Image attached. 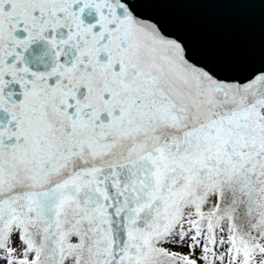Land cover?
Returning a JSON list of instances; mask_svg holds the SVG:
<instances>
[{
    "label": "snow or ice",
    "instance_id": "1",
    "mask_svg": "<svg viewBox=\"0 0 264 264\" xmlns=\"http://www.w3.org/2000/svg\"><path fill=\"white\" fill-rule=\"evenodd\" d=\"M134 6L0 0V264H264V47Z\"/></svg>",
    "mask_w": 264,
    "mask_h": 264
},
{
    "label": "water",
    "instance_id": "2",
    "mask_svg": "<svg viewBox=\"0 0 264 264\" xmlns=\"http://www.w3.org/2000/svg\"><path fill=\"white\" fill-rule=\"evenodd\" d=\"M127 2V0H125ZM137 15L154 20L188 49L250 41L264 47V0H137Z\"/></svg>",
    "mask_w": 264,
    "mask_h": 264
}]
</instances>
